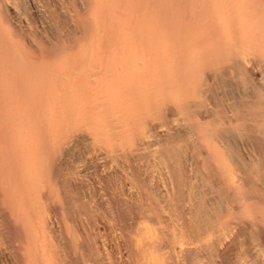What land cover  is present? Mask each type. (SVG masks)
I'll use <instances>...</instances> for the list:
<instances>
[{
  "label": "bare ground",
  "instance_id": "obj_1",
  "mask_svg": "<svg viewBox=\"0 0 264 264\" xmlns=\"http://www.w3.org/2000/svg\"><path fill=\"white\" fill-rule=\"evenodd\" d=\"M0 264H264V0H0Z\"/></svg>",
  "mask_w": 264,
  "mask_h": 264
}]
</instances>
